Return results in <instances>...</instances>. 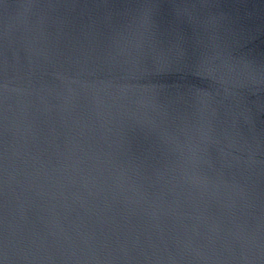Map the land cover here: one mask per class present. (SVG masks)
Instances as JSON below:
<instances>
[{"label":"water","instance_id":"1","mask_svg":"<svg viewBox=\"0 0 264 264\" xmlns=\"http://www.w3.org/2000/svg\"><path fill=\"white\" fill-rule=\"evenodd\" d=\"M0 264H264V0H0Z\"/></svg>","mask_w":264,"mask_h":264}]
</instances>
